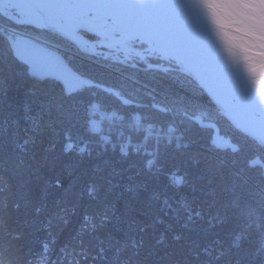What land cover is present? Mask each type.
I'll return each instance as SVG.
<instances>
[{
	"label": "trees",
	"instance_id": "trees-1",
	"mask_svg": "<svg viewBox=\"0 0 264 264\" xmlns=\"http://www.w3.org/2000/svg\"><path fill=\"white\" fill-rule=\"evenodd\" d=\"M1 27L52 44L91 85L65 92L32 77ZM93 101L155 128L178 123L191 143L152 157L108 146L87 154ZM195 117L237 151L212 148ZM253 160L264 167V147L183 78L85 56L0 15V264H264V170Z\"/></svg>",
	"mask_w": 264,
	"mask_h": 264
},
{
	"label": "water",
	"instance_id": "water-1",
	"mask_svg": "<svg viewBox=\"0 0 264 264\" xmlns=\"http://www.w3.org/2000/svg\"><path fill=\"white\" fill-rule=\"evenodd\" d=\"M7 3L11 5L23 7L22 4L25 3L29 5L32 8L31 16L37 21L39 24L37 26L26 23L24 21H20L19 24L22 25H30L36 29L43 30L50 32L67 42H69L72 46L75 48L80 49L81 46H93L94 44L87 41V40H77L76 38H72L69 33H66L62 30H60V27L57 25L49 24L45 20L44 12L39 9L40 6H42V3H38L36 0H5ZM103 3L110 4L117 10V16L116 20L118 21V27L121 30V32L124 34L125 39L124 41H128L130 39H136L144 43L147 47L150 48L151 51L156 53L158 56L162 57L163 59H170L173 60L181 65L184 71L191 74L199 83V87L203 90V92L207 95V97L211 100L213 105L216 107V109L219 111V113L230 123L232 127H234L236 130L240 131L243 135L247 136L254 142H256L258 145L264 147V137L262 135H259L255 130L247 127L240 118L236 117L235 114L232 113V111H229L226 109L217 99L215 93L213 92L216 90V88H221L224 91H227L231 93L236 99L241 100L243 96L241 97L240 93L236 91L233 87L234 84L245 81V77L241 74L239 76H233L227 73V68H221V69H211L207 66L204 67H198L191 65L188 61V54H190L181 43L180 40V33L177 29V27L174 24V20L172 19L169 8L167 5H165L160 0H101ZM44 3V2H43ZM150 7L153 10H155L160 18L162 19L166 32L168 34V40L171 43L172 52L170 51H163L160 50L153 38V36L149 33H146L140 29H137L135 27H130L129 24L126 23V16L128 15V9L130 7H133L135 11H137L138 7ZM186 11L195 19L198 21L206 24V21L203 17V15L195 13L191 9L185 7ZM207 25V24H206ZM77 28H80V26H77ZM81 30H84V28H80ZM86 31V30H85ZM88 31V30H87ZM104 44V42H103ZM108 47L115 46L116 44L110 45L105 44ZM82 53L93 55L90 52L82 51ZM124 66L133 67L136 69L143 70V68H139L137 65H128L127 63H122ZM30 75L36 79H43L47 77H53L51 73H49L47 70H45L43 67L38 66L36 63L30 61ZM151 69V70H157L163 73H167V70L164 68H160L157 66H148L144 68ZM55 80L58 81L61 84H70V89H64L65 92H70L72 90V86L76 84V82H66V79L62 76H56ZM62 84V85H63ZM245 103L247 106H249L251 103L250 101L245 99ZM130 102H125V105H129ZM136 108H141V105L134 104ZM251 106V105H250ZM249 114L254 119V115L252 114V111L249 108ZM253 123V122H252ZM199 127L204 130H210L211 131V139H210V146L212 148H215L220 151L229 150L230 152L237 151V146L231 143V141L228 138L223 137L219 133L218 127L208 121H200ZM251 165L254 167H261L264 170V167L258 160L251 161Z\"/></svg>",
	"mask_w": 264,
	"mask_h": 264
},
{
	"label": "flooded vegetation",
	"instance_id": "flooded-vegetation-1",
	"mask_svg": "<svg viewBox=\"0 0 264 264\" xmlns=\"http://www.w3.org/2000/svg\"><path fill=\"white\" fill-rule=\"evenodd\" d=\"M160 1L163 2L165 5H167V7L170 10L169 13L172 19L174 20V24L180 33L181 43L183 44V47L190 53L188 54L187 61L191 65L198 66V67L207 66L211 69L227 68V73L233 76H239L242 74L238 69L229 66V64L223 58V56L221 55V53L216 47V44L213 40V37L209 31L208 26L198 21L197 19L193 18L185 10L186 9L185 7H187L191 9L192 11H194L195 13L202 15L201 10L197 7L198 0H160ZM42 2L44 3H42V6H40V9L43 12H46L49 14L51 12L57 13L59 11L58 7H56L57 3H65V4H68L69 6L76 5L81 8H82V5L88 4V6L92 7V9L98 10L102 16L104 15L109 16L111 19L114 20V22L112 24H107L104 27L98 26L100 27V29H97V30H92L87 27H80V28H84V30H81L80 28L75 27L74 28L75 32L79 31L85 35V36L80 35L81 39L87 40V35H96L95 37H100L102 34L106 33L107 31H110L112 29H118L120 34L123 35L122 36L123 39H121V41H117V43H114V44L121 45L127 42V41H124L125 36L118 27V21L116 20L117 10L110 4L103 3L101 0H42ZM22 6H25L27 11L32 12V8L29 5L23 3ZM133 9H134L133 7H130L128 9L129 10L128 15L125 17L126 23L129 24L130 27H135L146 33L151 34L155 40L156 45L161 46L163 51H170L171 53L172 52L171 43L168 40L169 38H168V34L165 29V25L162 19L160 18L159 14L152 8L145 7V6L138 7L137 11ZM132 18H135V19H132ZM133 40L135 41L136 39H133ZM103 42L101 41L100 43L103 44ZM91 43L95 44V42H91ZM105 47H108V46L105 45ZM76 49L78 50V48ZM78 51L81 52L80 50ZM161 59L163 58L161 57ZM147 61L150 62V64L152 65H159V63L158 64L153 63L152 59L150 60L148 58ZM37 65L40 67H43L45 70H47L49 73L53 75V77H47V78L55 80L56 75H54V73H52L46 65L44 64L43 65L37 64ZM177 66L179 70H176L170 67L168 72L172 74L173 76H178L180 78H183L184 80H186V82L189 85H193L197 89H200L203 92V90L199 87V83L197 82V80L191 74L184 71L179 63ZM59 84L64 89H70L71 87L70 84L62 83L63 84L62 85L61 82ZM233 87L236 91L240 93L241 97L243 96V98L241 99V102L239 103L241 106H243V108H246V110L247 109L249 110V108L256 106V108L258 109H264V104H262L260 100L253 101L249 97V95L258 96V94L252 88V86L248 83L247 80L236 83L233 85ZM216 90L217 92H225L221 88H216ZM229 94L234 99H236L231 93ZM245 99L251 102L249 103L251 106L246 105ZM251 111L253 112L254 110L251 109ZM254 113L256 114L254 116V119L252 118L250 114H249L250 117L248 115L247 119L249 118L251 123L253 122L254 124H257L258 121L260 122L262 121L261 115L257 111H254ZM198 120H200V118H197L195 122L199 124Z\"/></svg>",
	"mask_w": 264,
	"mask_h": 264
},
{
	"label": "rangeland",
	"instance_id": "rangeland-1",
	"mask_svg": "<svg viewBox=\"0 0 264 264\" xmlns=\"http://www.w3.org/2000/svg\"><path fill=\"white\" fill-rule=\"evenodd\" d=\"M0 15L4 17L5 19H7L8 21L13 22L15 24H19L20 21L29 19L28 16H26L22 11H20L16 5H11L7 3L5 0H0ZM97 17H99L98 20H96L95 15L93 13L86 12L82 15L81 18H79V20L84 19L94 24H97L99 22L98 25L101 27H104L107 24H112L114 22L113 19H111L109 16H106V15L102 16L101 14H98ZM55 20L60 23H65L63 19L55 18ZM26 26L32 27L30 25H26ZM1 28L4 29V31L6 32L9 42L11 46L13 47V50L16 56L25 62V64L28 66L29 72H31L29 68L30 66L29 63L30 61H32L36 64L46 65L48 69L52 73H54V75L64 77L66 79V82L68 83L76 82V84L72 86L71 91L79 89L83 86L91 85L90 81L82 78L77 73H75L74 71H72L70 68L67 67V65L64 63V61L59 56V54L57 53V50L53 47L52 44L38 40L35 37H30L28 35H25L18 30L14 31L12 29H8L5 27H1ZM96 28L100 29V27H96ZM40 31H43V30H40ZM80 35H84V34H82L79 31L74 34L77 40L83 41ZM95 36L96 35H87V41L95 42L93 46H81L80 49H78V50L90 52L93 55H88L82 52L80 53H82L85 56H89V57L101 58L111 63L121 64L120 62H122V63H127L128 65H137V66L140 65L138 67L143 68V70L144 68H146L147 63H149L147 61L149 58L150 60L151 59L153 60V63L155 64L159 63L158 66L163 67L165 70H169L170 67L176 70H179L177 66L178 63H175L174 61H171L170 59H161V57H158L157 54L152 52L149 47L145 46V44L139 40L134 41L133 39H131L121 45L118 44L116 46H111V47H105V43L104 44L100 43L101 41L102 42L104 41L108 44H114V43H117V41H121L123 35L120 34L118 29H112L110 31H107L106 33L102 34L100 37H95ZM111 92L116 97H119L117 92H114V91H111ZM93 102H95L96 103L95 105L99 107L102 104L99 101H93ZM91 103L87 107V113L89 111V107L92 106ZM104 107L108 108L107 106H104ZM197 118L199 117H195L193 119L197 120ZM198 121L200 122L204 120L200 119ZM88 128L91 132L90 126ZM91 139L93 142L95 141V137L93 138L87 137L83 140L84 144H81L83 146L81 150H86V147H89L88 143H90ZM78 150L81 151L80 149Z\"/></svg>",
	"mask_w": 264,
	"mask_h": 264
},
{
	"label": "clouds",
	"instance_id": "clouds-1",
	"mask_svg": "<svg viewBox=\"0 0 264 264\" xmlns=\"http://www.w3.org/2000/svg\"><path fill=\"white\" fill-rule=\"evenodd\" d=\"M217 49L264 104V0H198Z\"/></svg>",
	"mask_w": 264,
	"mask_h": 264
},
{
	"label": "built area",
	"instance_id": "built-area-1",
	"mask_svg": "<svg viewBox=\"0 0 264 264\" xmlns=\"http://www.w3.org/2000/svg\"><path fill=\"white\" fill-rule=\"evenodd\" d=\"M148 66L159 67L151 64L146 67ZM91 104L88 111L89 126L95 141L91 139L88 143L89 147L85 150L87 154H90L94 146H108L122 154L139 151L142 155L152 157L158 147L171 143L183 145L191 143L178 123L167 129L155 128L136 115L114 114L102 104L100 107L96 106L95 102ZM180 180L181 178L177 177V181Z\"/></svg>",
	"mask_w": 264,
	"mask_h": 264
},
{
	"label": "bare ground",
	"instance_id": "bare-ground-1",
	"mask_svg": "<svg viewBox=\"0 0 264 264\" xmlns=\"http://www.w3.org/2000/svg\"><path fill=\"white\" fill-rule=\"evenodd\" d=\"M37 2L43 3L42 0H37ZM19 8L20 11H22L26 16H28L29 19L27 20H23L26 23H31L35 26H37L39 23L37 21H35V19L31 16L30 11H27L25 6H23L22 8L17 6ZM56 7H58V12L57 13H46L44 12L45 15V20L47 23L49 24H53V25H57L58 27H60V30L69 33L70 36L72 38H76L74 36V34L76 33L74 31V28L77 26L80 27H87L90 28L92 30H97L96 27H98L99 22L97 24H94L92 22H88L84 19H80L82 17V15L84 13H90L92 12L95 15L96 20H98L97 15L100 14V12L98 10H94L92 9V7L88 6V4H84L81 7H78L76 5L73 6H69L68 4L65 3H57ZM40 9V7H39ZM41 10V9H40ZM86 10V11H85ZM42 11V10H41ZM89 11V12H88ZM55 18H59V19H63L65 21V23H60L58 21L55 20ZM135 19V18H132ZM102 25V24H100ZM64 27V28H63ZM112 27V26H111ZM123 39V37H122ZM105 44H108L106 42H104ZM113 45V44H110ZM116 46V45H115ZM157 47L162 50L161 46L157 45ZM217 97V99L219 100V102L222 104V106H224L226 109H228L229 111H232L233 114L236 115V117L240 118V120L249 128L255 130L257 133H259L260 135H262L264 137V109H258L255 107H251L250 110H254L257 111L260 115H261V122L258 121L257 124L251 123L249 118L247 119L248 115H249V110L246 108H243V106H241L239 103L241 102V100L238 99H234L229 92L225 91V92H217V90L213 91ZM249 97L251 98V100L255 101V100H260L259 96H252L249 95ZM237 101V102H236ZM237 103V104H236ZM104 106H107L105 104H102ZM108 107V106H107ZM108 109H110L108 107ZM167 110L173 114V109L172 107L168 106ZM254 111L252 112V114L255 116L256 114L254 113ZM124 115H128V114H124ZM132 115H136L138 117H140L138 114H132ZM250 117V115H249ZM90 124V118L88 120V125Z\"/></svg>",
	"mask_w": 264,
	"mask_h": 264
}]
</instances>
